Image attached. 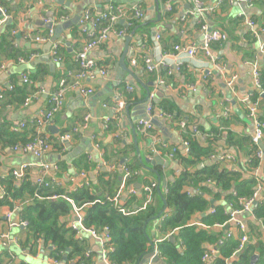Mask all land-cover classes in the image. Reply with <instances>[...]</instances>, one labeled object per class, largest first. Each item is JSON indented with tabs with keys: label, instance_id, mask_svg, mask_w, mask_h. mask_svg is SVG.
I'll list each match as a JSON object with an SVG mask.
<instances>
[{
	"label": "crops",
	"instance_id": "obj_1",
	"mask_svg": "<svg viewBox=\"0 0 264 264\" xmlns=\"http://www.w3.org/2000/svg\"><path fill=\"white\" fill-rule=\"evenodd\" d=\"M201 1L212 12L206 17L208 26L223 31L228 38L222 43L211 45L210 58L198 53L194 59H188L184 55L176 58L174 48L200 44L203 41L198 25L199 17L189 14L192 9L191 0H0V65H4V69L0 71V87L5 90L4 99L0 100V127L13 133L21 122L28 124L18 133L32 129L36 132L31 123L39 118L40 112L47 109L49 95L57 87L59 80L63 78L72 86L74 80L70 74L78 71L77 54L88 38L89 28L82 29L79 25V20L86 12L104 13L113 4L125 11L137 6L143 14L135 27L128 25V19L119 20L113 26L108 40L88 53L87 59L92 60L98 69L105 70L106 75L101 76L96 72L93 80L84 78L80 81L82 87L92 90L90 95L84 96L78 89L68 90L63 108L43 128L42 133L51 140V149L46 155L38 159L14 152L12 147L0 149V180L13 170L28 165L26 176L35 184L40 176V165L48 164L46 181L54 180V185L69 191L72 189L71 178L77 175L76 170L71 167L72 163L82 155L88 154L91 162L97 163L103 170L112 171L108 167L110 163L103 160V150H107L111 165L118 163L121 167L140 166L142 169L138 152L145 167L156 171L166 186L178 174L179 169L175 158H169L168 151L176 149L184 154L179 129L181 122L189 127L195 125L203 133H218L215 144L218 153L204 165L225 161L221 159L231 155L243 166L245 147L242 140L251 137L253 133V120L248 115V100L251 101V93L255 89L253 71L257 69L261 75L264 74V53L260 51L264 42V0H239L238 3L235 0L232 3L229 0ZM168 7L171 8L169 11ZM2 10H7L8 15L4 16ZM44 21L52 23V37L54 30H58L54 41L60 44V60L57 63L51 57L52 46L47 49L50 41L38 43L35 40L36 37L45 36L48 31ZM248 21L253 22L254 26L250 27ZM121 31L125 32L124 35H117ZM156 35L161 36L160 49L153 50ZM44 56H48L50 62L54 63L52 68L42 58ZM146 57L157 64L155 73L145 69L143 61ZM178 63L179 69L175 70ZM121 64L126 70L121 68ZM168 68L173 71L171 76H167ZM22 74L28 75L30 85L22 84ZM204 75L208 76L203 87L196 92L187 90L189 85L200 82ZM159 77L163 80L161 84L157 82ZM231 80L233 84L230 86L228 83ZM9 85H13V90L14 85L21 87L17 91L24 90L26 97L20 92L16 93V90L8 91ZM147 92L150 96L146 106L151 103L155 107L150 136L140 132L136 124L144 116L146 106L144 109L141 107ZM29 96L33 98L24 106V100ZM161 102L173 105L175 117L157 110L156 107ZM126 108L128 114L125 112ZM262 108L260 112L264 111V103ZM53 127L51 132L49 128ZM74 129H77V133L71 135ZM62 133L70 134L71 138L67 144L64 143L65 148L57 152L54 146L63 143L60 139ZM228 135L232 136L233 145L227 144ZM198 139L204 142L201 138ZM156 142L166 146L165 153L158 155L153 152ZM95 143L100 146L99 150L94 149ZM262 144L264 145V141ZM155 157L162 159L168 166H151L145 162ZM261 159L262 163L258 168L244 174L247 177L253 176L258 183L257 187H262L256 201L263 202L264 155ZM60 160L66 162L69 169L62 176L59 175V170L54 169ZM104 163L108 166H103ZM98 174L96 168L87 173L91 182L95 181ZM149 176L153 179L152 183L157 182L154 174L149 173ZM209 187L215 189L212 185ZM207 200H213L214 207L222 205L227 212L231 210L222 197L215 199L208 196ZM29 201L30 199L26 202ZM254 208L255 205H252L249 212L235 214L234 221L229 220L225 227L217 229L222 231L224 237L231 232L232 237L237 239L240 233L235 222H239L247 235V245H264V224L254 215ZM14 210L0 207V235H8L10 240L24 243L27 234L23 228L9 226L10 221L19 220L18 210ZM208 211H213L211 204ZM8 214L11 215L10 220H7ZM147 232L150 239L157 235L154 227L148 228ZM84 238L93 260L101 264L98 242L89 236ZM4 249H8L9 256L3 253ZM208 249L212 252V258L215 257L216 252L210 247ZM254 255L259 260L258 252ZM21 262L53 264L42 247L33 255L11 242L8 247L0 244V264ZM154 262L152 257L144 256L140 264ZM209 262L210 260L207 264Z\"/></svg>",
	"mask_w": 264,
	"mask_h": 264
},
{
	"label": "trees",
	"instance_id": "obj_2",
	"mask_svg": "<svg viewBox=\"0 0 264 264\" xmlns=\"http://www.w3.org/2000/svg\"><path fill=\"white\" fill-rule=\"evenodd\" d=\"M136 24L135 22L133 27ZM106 25L107 22L102 21L99 28ZM76 65L78 67L77 61ZM20 88L14 85L13 92L16 90V93L20 92L26 97L24 90L17 91ZM262 94H264V74H260V89H254L251 93V101L258 105L260 121H264V111L260 112L264 103ZM156 108L163 114L175 117L174 107L170 103L161 102ZM179 129L182 143L188 144V151L181 154L177 150L174 154L179 166L178 174L161 189V194H158L157 188L153 189L152 202L143 210L140 208L147 198L144 188L150 186L153 179L149 176V172L143 171L140 166L129 168L124 165L130 171L137 172V175L127 179L126 189L121 196L122 206L135 211L132 215H122L113 203L106 200V197L115 195L122 181V172L119 171L121 166L118 163L113 164L115 168L112 171L100 167L94 182L89 180L88 187L83 186L74 192H68L66 188L56 186L50 181H47V186L33 184L27 176L22 180H15L9 174L0 180L4 190V195L0 198V207H8L10 210L18 208L19 220L27 223L23 228L27 234L26 241L17 242L20 248L35 255L42 247L50 260L61 264H100L93 260V255L87 248L86 238L78 239L70 227L75 209H78L85 228L93 229L98 233L107 230L109 241L106 246L111 248L107 257L111 264L140 263L150 251L149 242L153 243L157 238L162 240L155 246L160 261H155L153 264H205L202 260L205 254L209 257V264H250L255 252L259 254L256 264H264V245L246 244L241 252H237L239 238L224 237L222 231L217 229L227 225L231 211L241 210L238 203L240 199H248L253 195L258 183L253 176L247 177L244 173L255 170L261 165L262 159L256 155L259 147L252 142L251 137H247L242 140L245 147L243 166L237 160L233 164L217 161L211 165H204L218 153L215 145L218 133H203L199 130L207 135V139L202 143L190 132L188 124L183 130L180 126ZM64 133L61 135L63 136ZM35 135L33 129L23 133H13L9 129L0 127V149L25 144ZM231 137L228 135L227 144L233 143ZM263 141L264 136L261 142ZM64 148L63 143L54 146L57 152ZM156 148L165 153L160 145ZM103 152V160L111 165L107 150ZM97 165L91 162L89 155L86 154L77 158L71 167L78 175L82 171L89 173ZM200 165L201 168H198ZM56 166L60 176L69 170L66 162L62 160L58 161ZM136 184L140 185L138 192L135 195L129 194L128 190ZM210 185L215 189H209ZM208 196L215 199L222 197L231 210L227 212L226 207L219 205L213 207L214 213H211L208 211L210 204L207 200ZM29 199L30 201L26 202ZM164 204L166 208L159 219L149 222L144 230L145 224L162 210ZM253 205H255L254 215L264 224V201H255ZM198 217L200 218L197 219ZM150 227L156 229L157 235L153 239L148 237L147 230ZM170 236L174 237V242L168 240ZM208 247L215 250V257L212 258V252ZM3 253L9 256L8 249H4Z\"/></svg>",
	"mask_w": 264,
	"mask_h": 264
},
{
	"label": "built area",
	"instance_id": "obj_3",
	"mask_svg": "<svg viewBox=\"0 0 264 264\" xmlns=\"http://www.w3.org/2000/svg\"><path fill=\"white\" fill-rule=\"evenodd\" d=\"M192 1V9L189 11L190 15H197L199 17L198 25H199V30L203 34V41L200 44H193L191 46H177L174 48V51L176 52L175 56L180 57L181 55H184L188 59H194V57L198 53L204 54L207 58H210V47L214 43H222L227 40V35L221 30L218 29H211L208 26L207 19L206 17L209 16L212 12L208 11L205 8L204 3L201 0H191ZM230 3L233 2V0H229ZM251 2L252 0H248ZM235 2H239V0H235ZM171 8L168 7V11ZM131 11V12H129ZM2 14L4 16L8 15L7 10H2ZM142 11L140 8L137 6H133L130 10L125 11L122 7L117 6V5H110L109 9L100 14H92L89 12H86L82 18L79 20V25L82 29L85 27H88L89 30L87 32V42L82 48V50L77 54V62H78V71L70 74V77L74 80L73 83L71 84L72 86H69L67 81L65 79H60L58 82L57 87L50 93L49 99H48V107L46 110L40 112V116L37 120L33 121L31 125L35 126L36 128V135L35 137L31 140L28 141L25 144H17L15 145L12 150L14 152H19L24 155H32L35 158L40 159L44 155H46L50 149H51V141L42 133L43 128L48 126L54 116L59 113V111L63 108L64 103H65V98L68 90L71 89H78L80 94L87 96L92 94V90L90 89H85L80 85V81L83 80L84 78H88L90 80H93L95 78L96 72H98L101 76L106 75V71L103 69H98L95 65V63L92 60L87 59L88 53L93 49L96 48L103 43H105L108 40V36L110 33L113 32V26L121 19H128V25L133 27L134 23L142 19ZM102 21H106L107 25L103 28H99V25L101 24ZM46 23V21H44ZM50 22L46 23L49 24ZM248 25L250 27L254 26V23L251 21H248ZM124 31L118 32L117 35H124ZM53 35V30L50 29L46 32L45 36L41 37H36V42L38 43H45L49 42L51 37ZM160 35H156L153 41L152 49L157 50L160 49ZM59 43H53L52 48H51V57L55 63H57L60 58H59ZM260 51L264 53V42L260 46ZM145 69L148 72H156L157 69V64L154 63V61L146 57L143 61ZM179 63L176 64L175 70L179 69ZM4 69V65H0V71ZM173 74L172 69L167 70V76H171ZM207 76L204 75L202 76V79L200 82L194 85H189L187 87L188 91L196 92L200 87H203L207 83ZM21 82L23 85H30L31 80L26 74L21 75ZM157 82L159 84L163 83V80L159 77L157 79ZM233 80L229 81L228 85H232ZM253 85L255 89H260V73L258 72L257 69H254L253 71ZM7 90L12 92L13 91V85H9L7 87ZM4 93L5 90L0 87V100L4 98ZM33 97L29 96L24 100V106H27L30 101L32 100ZM250 102V103H249ZM248 115L249 117L253 120V133L251 136L252 142L258 146V143L261 142L263 136H264V121H260L258 118V105L256 103H253L248 100ZM120 107L122 105L120 104ZM154 115V107L150 103L146 106L145 111H144V116L137 121V129L144 133L147 136H150L153 131V126H152V119ZM26 122H21L19 123L15 128L14 131L15 133H18L20 131H23L27 127ZM179 126L181 130H183L186 127V124L184 122L179 123ZM189 130L191 133L194 135L198 136L201 138L203 141L207 139V135L201 133L199 129L195 126L192 125L189 127ZM77 129H74L72 131V134H76ZM70 134H65L63 135L60 139L61 141L67 142L71 138ZM92 140L94 138L92 137ZM155 143V142H154ZM157 145H160L162 150H166V146L163 144H160L159 142H156ZM259 147V146H258ZM100 146L95 143L94 144V149L99 150ZM183 150L184 153L188 151V144L187 142H183ZM154 153L160 154L161 151L157 150V148H154L153 150ZM177 152L176 149H171L169 154V158L172 159L174 157V154ZM258 158H261L263 156V151L259 147L257 153H256ZM226 162L233 164L235 162V158H233L231 155H226L224 156L223 159ZM103 166H108L104 163ZM111 170L115 168L114 165H109L108 166ZM28 168V165H23L19 169L13 170L11 172V175L17 179V180H22L26 177V170ZM40 176L37 179L36 184L47 186L48 182L45 179L46 173L49 171V165L48 164H41L40 165ZM54 169L57 171L58 167L55 165ZM100 170V166L96 167V171ZM121 172H122V181L117 189V192L115 193L114 196L112 197H106V200L113 203L114 207L122 214V215H132L135 213L134 210L124 208L122 206L121 202V196L126 189V183L127 179L131 176L137 175V172L130 171L127 167L122 166L121 167ZM72 181V189L69 190L68 192H74L78 188L81 187H88L90 182L89 178L86 172L82 171L76 176H72L71 178ZM54 182V180L51 181V183ZM157 187L156 183H151L150 186H147L144 188V192L147 195V198L145 202L142 204L140 210L145 209L146 205L150 204L152 202V192L153 189ZM261 186H258L256 191H254L253 195L248 198V199H240L239 200V205L241 207L240 211H233L230 214V221L234 219L235 214L240 213V212H249L252 205L254 202L257 200L260 192H261ZM128 193L131 195H135L137 192L135 188H131L128 190ZM4 195V190L3 187L0 185V198H2ZM66 198V197H65ZM66 200L70 203L72 201L69 198H66ZM98 202V201H96ZM100 203V202H98ZM18 208H15L14 211H17ZM214 213V210L212 211ZM75 219L71 222L70 227L72 231L75 233V235L78 237V239L84 238V236H89L90 238L96 240L99 244L100 247V262L101 264H111L108 260L107 253L111 251V248H108L106 246L107 242L109 241V234L107 233V230L104 229L102 233H98L93 229H87L83 226L82 224V217L81 213L78 209H75ZM11 215H7V220H10ZM234 221V220H233ZM235 225L237 229L239 230L240 237H239V246L237 248V252H241L246 244L248 243V238L247 235L244 233V227L241 223L235 222ZM10 227H26L27 223L25 221L17 220V221H10L9 222ZM223 227V226H220ZM227 238L232 237V233H227L226 235ZM167 238V237H166ZM162 240L157 238L153 241L154 245V252L152 255V259H159V253L157 249L155 248L156 244L161 242ZM10 242L18 247L17 241L15 240H10L8 235H0V244L4 247H8L10 245ZM208 255H204L202 260L207 264L208 261ZM53 264H59L58 261H52Z\"/></svg>",
	"mask_w": 264,
	"mask_h": 264
},
{
	"label": "water",
	"instance_id": "obj_4",
	"mask_svg": "<svg viewBox=\"0 0 264 264\" xmlns=\"http://www.w3.org/2000/svg\"><path fill=\"white\" fill-rule=\"evenodd\" d=\"M52 23H49V24H46L45 25V27L46 28H48V30H50V29H52ZM56 31H58V30H54V36L50 39V42L48 43V48L47 49H49L51 46H52V43H54V41L57 39V35H56ZM128 40V39H127ZM126 40V43L129 41H127ZM45 61H47L48 62V65L52 68L53 66H54V63H52V62H50V59H49V57L48 56H44V57H42ZM121 68L124 70L125 69V67L124 66H122V64H121ZM126 70V69H125ZM149 96H150V93L149 92H147L146 93V97H145V99H144V101H143V107H141V108H145V106H146V104H147V102H148V99H149ZM261 97L262 98H264V94H262L261 95ZM125 112H126V114H128V109L126 108L125 109ZM52 129H54V127L53 128H49V130L52 132ZM64 143H66L67 144V142H64ZM258 146L262 149V151H263V155H264V145L262 144V142H259L258 143ZM137 153V157H138V161H139V163H140V165H141V167H142V169H143V171H145V172H149V173H152V174H154L155 175V177H156V184H157V192H158V194H161V188L162 187H164V183H163V180L161 179V177L159 176V174L156 172V171H154L153 169H151V168H148V167H145V165L141 162V160H140V158H139V155H138V152H136ZM145 162L146 163H149L151 166H155V165H162V166H164V167H167L168 166V164L167 163H164V161L162 160V159H160V158H158V157H155V158H153V159H151V160H145ZM121 164H123V162L121 163ZM201 166L202 165H200L198 168H201ZM134 188L135 189H137V190H139L140 189V185L139 184H136L135 186H134ZM210 204H211V208H213L214 207V201L213 200H211L210 201ZM165 208H166V206H165V204H164V206H163V208H162V210L155 216V217H153V218H151L146 224H145V226H144V230L146 229V226H147V224L149 223V222H151V221H157V219H159V217L162 215V213L164 212V210H165ZM168 240L169 241H171V242H174V237H172V236H170V237H168ZM149 244H150V251H149V253H148V255H146V256H150V258L152 257V255H153V252H154V245H153V243L152 242H149ZM214 250V249H213ZM215 251V250H214ZM258 260V257L256 256V255H253L252 257H251V261H250V264H256V261ZM154 261H156V262H159V260L158 259H155ZM138 264H140V263H138Z\"/></svg>",
	"mask_w": 264,
	"mask_h": 264
}]
</instances>
